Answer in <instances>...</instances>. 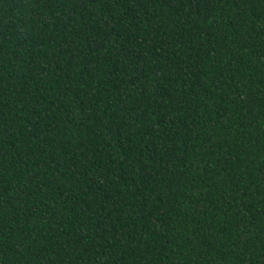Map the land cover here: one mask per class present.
<instances>
[{
  "label": "trees",
  "instance_id": "trees-1",
  "mask_svg": "<svg viewBox=\"0 0 264 264\" xmlns=\"http://www.w3.org/2000/svg\"><path fill=\"white\" fill-rule=\"evenodd\" d=\"M0 264H264V0H0Z\"/></svg>",
  "mask_w": 264,
  "mask_h": 264
}]
</instances>
